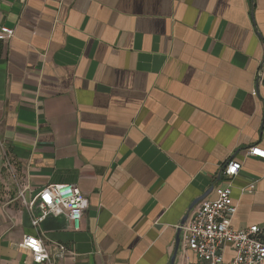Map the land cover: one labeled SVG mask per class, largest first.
I'll return each mask as SVG.
<instances>
[{"label":"crops","instance_id":"crops-1","mask_svg":"<svg viewBox=\"0 0 264 264\" xmlns=\"http://www.w3.org/2000/svg\"><path fill=\"white\" fill-rule=\"evenodd\" d=\"M3 28L0 264H35L27 236L64 246L56 264H171L230 160L232 226L264 241V161L247 155L264 149V0H0ZM49 185L81 190L80 231L66 215L32 225L19 189Z\"/></svg>","mask_w":264,"mask_h":264},{"label":"built area","instance_id":"built-area-1","mask_svg":"<svg viewBox=\"0 0 264 264\" xmlns=\"http://www.w3.org/2000/svg\"><path fill=\"white\" fill-rule=\"evenodd\" d=\"M14 31L1 29L0 40L13 37ZM256 96L257 92L253 91ZM249 157L264 161V149H248ZM242 164L230 160L221 172L224 185L215 189L216 198L205 200L197 206L182 227L183 236L181 251L187 255L192 252L197 261L187 264H223L224 249L230 245L234 258L230 264H264V241L262 230L258 226L246 230H235L232 221L237 214L238 206L232 199L233 180L239 175ZM248 190H253V186ZM29 189H19L18 197L32 213L35 206L40 209L39 216H32V225L38 227L49 215H66L76 231L81 229L83 213L87 200L79 188L73 185H49L36 192L28 200ZM21 247L29 253L35 264H56L57 260L67 255L62 245L52 250L41 237L27 236Z\"/></svg>","mask_w":264,"mask_h":264},{"label":"water","instance_id":"water-1","mask_svg":"<svg viewBox=\"0 0 264 264\" xmlns=\"http://www.w3.org/2000/svg\"><path fill=\"white\" fill-rule=\"evenodd\" d=\"M214 190V187H212L209 191H207L203 196L199 197L198 199H196L190 206L189 208V212L188 214L185 216V218L182 220L181 223V227L178 231V235H177V239H176V249H175V253L172 256L171 259V264H176L178 255L181 251V244H182V236H183V229L182 227H184V225L186 224V222L188 221L189 217L191 216L192 212L194 211V209L199 206L202 202L205 201V199L212 193V191Z\"/></svg>","mask_w":264,"mask_h":264}]
</instances>
